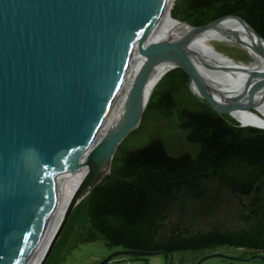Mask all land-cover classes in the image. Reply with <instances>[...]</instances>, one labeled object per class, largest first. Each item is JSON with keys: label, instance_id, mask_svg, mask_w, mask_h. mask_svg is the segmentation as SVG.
<instances>
[{"label": "water", "instance_id": "obj_1", "mask_svg": "<svg viewBox=\"0 0 264 264\" xmlns=\"http://www.w3.org/2000/svg\"><path fill=\"white\" fill-rule=\"evenodd\" d=\"M171 1L0 0V264H27L63 187L85 159V175L39 263L47 264L74 209L111 174L118 148L140 127L154 66H163L164 75L184 70L189 90L216 112L237 120L221 107L250 111L258 126L237 121L264 131V117L255 111V101L264 100V79L245 94L225 91L208 77L226 63L249 73L248 80L252 74L246 63L217 52L220 58L208 64L195 52L197 36L228 17L242 21L263 43L264 38L236 15L205 26L172 17L183 29L155 34L153 29ZM232 41L248 47L237 36ZM136 57L142 63L120 117L87 154ZM81 237L77 229L66 250L75 248ZM152 255H164L166 264H172L174 253L121 249L99 264ZM215 257L224 255L211 254L197 264Z\"/></svg>", "mask_w": 264, "mask_h": 264}, {"label": "trees", "instance_id": "obj_2", "mask_svg": "<svg viewBox=\"0 0 264 264\" xmlns=\"http://www.w3.org/2000/svg\"><path fill=\"white\" fill-rule=\"evenodd\" d=\"M171 15L191 26L236 15L264 38V0H175ZM77 229L83 242L130 251L229 247L264 256V131L216 112L189 90L184 70L169 71L55 247L65 249Z\"/></svg>", "mask_w": 264, "mask_h": 264}, {"label": "bare ground", "instance_id": "obj_3", "mask_svg": "<svg viewBox=\"0 0 264 264\" xmlns=\"http://www.w3.org/2000/svg\"><path fill=\"white\" fill-rule=\"evenodd\" d=\"M173 2L174 1L172 0L169 3L166 10H164L160 16L158 24H156L153 29L155 34L165 33L174 28L183 29V26L172 20L171 11ZM232 36L242 38L248 43V47H241H243L255 59L254 63L250 65L246 64L247 67H249L248 72L252 74L250 75L251 78L249 79L248 77L247 80L249 73H246L243 69L237 68L235 66L232 67L230 64L226 63H220V66L214 71L216 73L213 72V74L211 73V76L207 77L212 83L215 82L214 84L218 85L225 91L233 92L235 94H245L251 91L253 88L259 86L261 83L259 79H264V43L258 39V37L250 30L248 26H246V24L237 18L228 17L219 21L214 27L203 31L199 36H197L195 40V52L197 54L196 57H198L200 61L207 62L208 64L218 60L220 58L218 56L219 54H216L217 51L209 45V42L212 40H217L220 42L234 43L232 41ZM141 63V57H136L134 59L126 80L112 98V102L108 107L103 122L100 125V130L95 135L94 140L91 143L92 146L86 151L87 154L101 141L102 137L105 136L108 130L120 117L126 98L133 86L135 71ZM166 71L167 70L159 64L153 67L155 79L148 90L149 100L155 87L162 79ZM254 74H256V77L253 76ZM255 107V111L264 117V100L262 102L261 100L255 101ZM221 108L231 112L240 123L246 126L259 125L258 119L250 111L231 106L226 108L222 106ZM84 163L85 159L81 161L80 166L78 165V167L72 171L68 181L62 189L58 205L49 221L46 231L27 264L40 263L53 235L57 230V227H59L64 217L75 189L85 175L86 168L82 166Z\"/></svg>", "mask_w": 264, "mask_h": 264}, {"label": "rangeland", "instance_id": "obj_4", "mask_svg": "<svg viewBox=\"0 0 264 264\" xmlns=\"http://www.w3.org/2000/svg\"><path fill=\"white\" fill-rule=\"evenodd\" d=\"M174 2L172 9L174 7ZM209 45L212 46L220 54L231 59L245 62L248 65L255 62V59L238 44L212 40L209 42ZM154 124L152 126H154ZM146 126L148 128L151 127L150 124H147ZM63 234L59 239V241L61 240V242L65 240V236H63ZM69 243L70 241L68 242V244ZM62 248V246H58L57 248L54 247L47 264H99L109 256L121 251L119 247L107 246L102 239H99L95 242L81 241L75 248L70 251L66 250L67 247L63 250ZM242 253L243 252L238 249L229 247H219L213 250H205L201 252L187 251L182 253H175L173 256L172 264H197L204 257L211 254L224 255V257L211 258L201 264H264V259L255 258L257 255L240 257ZM126 258L127 257H118L116 259L124 260ZM235 258H242L246 260H237ZM143 260L144 261L142 262V264H166V258L164 255L147 256L143 257ZM114 262H112L111 264H114Z\"/></svg>", "mask_w": 264, "mask_h": 264}, {"label": "flooded vegetation", "instance_id": "obj_5", "mask_svg": "<svg viewBox=\"0 0 264 264\" xmlns=\"http://www.w3.org/2000/svg\"><path fill=\"white\" fill-rule=\"evenodd\" d=\"M79 242H81V240Z\"/></svg>", "mask_w": 264, "mask_h": 264}]
</instances>
